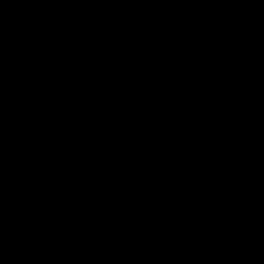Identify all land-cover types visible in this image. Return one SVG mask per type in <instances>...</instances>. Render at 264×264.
Masks as SVG:
<instances>
[{
	"label": "water",
	"instance_id": "1",
	"mask_svg": "<svg viewBox=\"0 0 264 264\" xmlns=\"http://www.w3.org/2000/svg\"><path fill=\"white\" fill-rule=\"evenodd\" d=\"M0 264H264V0H0Z\"/></svg>",
	"mask_w": 264,
	"mask_h": 264
}]
</instances>
